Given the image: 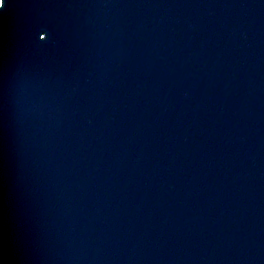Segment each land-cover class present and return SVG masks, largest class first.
I'll use <instances>...</instances> for the list:
<instances>
[{"label": "water", "instance_id": "water-1", "mask_svg": "<svg viewBox=\"0 0 264 264\" xmlns=\"http://www.w3.org/2000/svg\"><path fill=\"white\" fill-rule=\"evenodd\" d=\"M0 264H264V0H0Z\"/></svg>", "mask_w": 264, "mask_h": 264}]
</instances>
